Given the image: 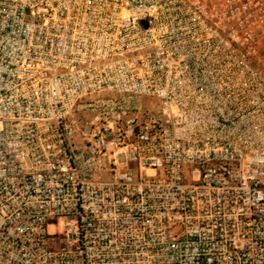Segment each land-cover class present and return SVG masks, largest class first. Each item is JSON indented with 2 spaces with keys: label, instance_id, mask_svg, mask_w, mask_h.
Segmentation results:
<instances>
[{
  "label": "built area",
  "instance_id": "1",
  "mask_svg": "<svg viewBox=\"0 0 264 264\" xmlns=\"http://www.w3.org/2000/svg\"><path fill=\"white\" fill-rule=\"evenodd\" d=\"M0 264H264V0H0Z\"/></svg>",
  "mask_w": 264,
  "mask_h": 264
},
{
  "label": "rangeland",
  "instance_id": "2",
  "mask_svg": "<svg viewBox=\"0 0 264 264\" xmlns=\"http://www.w3.org/2000/svg\"><path fill=\"white\" fill-rule=\"evenodd\" d=\"M62 222L54 223L48 228V233L54 235L55 237H63Z\"/></svg>",
  "mask_w": 264,
  "mask_h": 264
}]
</instances>
